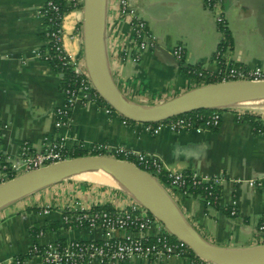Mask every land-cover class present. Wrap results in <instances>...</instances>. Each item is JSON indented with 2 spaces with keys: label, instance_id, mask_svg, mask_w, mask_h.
I'll list each match as a JSON object with an SVG mask.
<instances>
[{
  "label": "crops",
  "instance_id": "crops-1",
  "mask_svg": "<svg viewBox=\"0 0 264 264\" xmlns=\"http://www.w3.org/2000/svg\"><path fill=\"white\" fill-rule=\"evenodd\" d=\"M78 1L76 8L66 11L62 44L84 70L83 0ZM127 1L168 54L180 44L184 66L199 65L210 75L216 72L214 54L222 33L203 0H180L178 5L171 0ZM44 2L0 0V153L15 159L23 143L35 152L41 150L44 138L64 134L73 152H89L94 145L122 146L156 155L172 171L221 176L220 197L213 207H206L195 194L164 187L190 225L210 244L230 250L263 244L264 232L258 226L264 216V182L255 185V181L264 178V135L255 134L248 121H237L234 111L223 110L215 130L173 132L164 127L152 134L145 123L125 124L117 112L105 113L101 101L79 100L69 124L55 127L54 112L63 103L64 73L35 55L46 45L45 22L39 12ZM116 2L105 0L104 11L105 61L116 88L128 100L153 107L198 86L179 62H170L156 48L141 52L135 60L134 31L128 16H117ZM223 17L232 37L225 58L249 69H264V0H225ZM238 110L264 118V106ZM76 179H64L0 207L1 262L26 255L35 240L46 244L59 239H101L97 230L63 226L62 212L72 206L119 208L135 202L106 174L90 176L91 183L86 185ZM98 184L109 186L99 189ZM46 206L50 207L47 214L42 212ZM229 207L235 209V216L229 215ZM36 228L44 229L38 237L32 233ZM159 228L155 224L143 235L152 237ZM25 260L23 264H42L39 257L26 256ZM121 264L194 263L175 256L159 263L135 258Z\"/></svg>",
  "mask_w": 264,
  "mask_h": 264
},
{
  "label": "built area",
  "instance_id": "built-area-1",
  "mask_svg": "<svg viewBox=\"0 0 264 264\" xmlns=\"http://www.w3.org/2000/svg\"><path fill=\"white\" fill-rule=\"evenodd\" d=\"M203 1L207 9L215 13L218 27L220 24L225 25L223 17L224 0ZM78 3V0H45L39 11L45 22L43 34L46 45L38 49L35 55L64 73L63 103L54 112L56 128L69 124L72 109L79 100L85 102L101 101L105 104V113L115 112L103 100H99L100 96L95 91L85 69L82 70L63 47V22L66 11L70 8H76ZM116 13L119 18L128 16L130 19V26L134 31L135 60L139 58L141 52L155 47L156 41L145 20L139 16L136 10L131 8L127 0H117ZM223 41L224 35H222L214 54L217 70L213 76L216 81L264 79V69L260 67L249 69L244 65L228 61L224 56L225 50L221 46ZM172 55L176 61H182L184 58L183 46L175 45L172 49ZM88 95H91L90 99H88ZM235 111L236 120H244V114L240 110ZM222 112L221 109L195 110L166 119L167 121L156 122L154 125L145 123V127L152 134L158 133L164 127L173 132L214 129L221 124ZM260 120L264 124V118ZM123 123L129 122L123 118ZM261 133L262 131L258 129V134L263 135ZM90 152L131 161L149 172L158 181L161 179L163 185L166 184L183 194H195L193 192L195 188L201 187L204 196L200 192L195 195L203 200L206 207L215 206L219 200L221 176L204 177L194 171L191 173L172 171L167 169L156 155L132 151L122 146L94 145L89 150ZM73 153L66 144L64 134L44 138L41 150L35 152L31 151L26 143H23L15 159H7L0 153V183L20 174L70 158ZM262 181L264 182V178L258 179L255 181V185H260ZM207 182H209L207 186H201ZM214 190L216 191L214 192ZM74 207L76 206L62 212L61 222L63 226L69 230L73 228L97 230L102 234L101 239H59L46 244H40L35 240L28 249V257H39L42 264H121L135 258L159 263L175 256L183 257L181 255L183 245L171 241L170 234L164 226L137 202L111 209L103 206L84 208L80 205L79 208ZM49 211L50 207L48 206L42 209L45 214ZM228 212L230 216L236 214L233 207H229ZM155 224L160 225L157 234L152 237L143 235V232ZM258 229L264 232V216ZM39 235L41 232L38 233L37 237ZM6 262L7 264H23L26 260L25 257H14ZM6 262L0 261V264H6ZM194 264L214 263L198 258Z\"/></svg>",
  "mask_w": 264,
  "mask_h": 264
},
{
  "label": "water",
  "instance_id": "water-1",
  "mask_svg": "<svg viewBox=\"0 0 264 264\" xmlns=\"http://www.w3.org/2000/svg\"><path fill=\"white\" fill-rule=\"evenodd\" d=\"M171 1L180 3V0ZM104 11L105 0H83L84 68L100 98L122 117L133 122L156 123L195 110L238 109L264 104V79L201 84L153 107L128 100L113 84L106 66ZM155 48L167 54L170 62L178 63L158 42ZM91 172L107 174L117 180L121 184L119 187L154 216L169 234L185 243L195 257L214 264H264V243L237 250L210 244L190 225L162 183L135 163L110 155L70 157L1 182L0 207L64 179Z\"/></svg>",
  "mask_w": 264,
  "mask_h": 264
},
{
  "label": "trees",
  "instance_id": "trees-1",
  "mask_svg": "<svg viewBox=\"0 0 264 264\" xmlns=\"http://www.w3.org/2000/svg\"><path fill=\"white\" fill-rule=\"evenodd\" d=\"M219 30L223 33L224 35V41L222 42L221 46H223V49L225 50L226 48H229L231 47L232 45V37H231V33L229 32V30L227 29V27L223 24H220L219 25ZM53 63V62H52ZM179 64L182 66L183 70L186 72V74L191 78L193 79L194 81H196L198 83V85H201V84H206V83H209V82H215L216 80L214 79V76L213 75H210L209 73L205 72L204 70L200 69V66L197 65V66H184V58L182 59V61L179 62ZM54 68V67H53ZM65 73H67V71H65ZM67 75V74H66ZM66 78V77H65ZM99 100H102L101 98ZM203 110V109H202ZM221 110H227V109H221ZM234 112H236L235 110H238V109H230ZM124 118V117H123ZM243 118L244 120L248 121L250 126H251V129L252 131L255 133V134H258V129L262 131L261 134L264 135V124L263 122L260 120L262 119V117L260 115H252V114H249V113H245L243 115ZM128 122H132L134 123L133 121H130L129 119H127ZM164 121H167V120H164ZM150 124H155V123H150ZM217 128H214L212 130H215ZM86 154H95V153H92V152H85V151H74L72 157H76V156H81V155H86ZM186 173H191V171H186ZM160 183H162V180L160 179L159 180ZM209 184V182L207 183H204L203 185H201L202 187L204 186H207ZM166 185V184H165ZM216 190H214L215 192ZM195 194L196 193H201L202 196H204V193L202 192V188L201 187H196L195 188V191H193ZM107 209H111V207L109 206H103ZM56 224L52 223L51 224V228H54ZM42 231L44 229L42 228H36L32 231V233L34 235H37L39 231ZM40 231V232H41ZM170 239L171 241H174V242H179L181 243L183 246V252H182V256L185 257V258H189L191 259L194 263H196V260H198L197 257H195L194 253L192 252L191 249H189V247L183 243L182 241H179L177 240L174 236H172L170 234ZM26 255L24 256H20V257H26Z\"/></svg>",
  "mask_w": 264,
  "mask_h": 264
},
{
  "label": "rangeland",
  "instance_id": "rangeland-1",
  "mask_svg": "<svg viewBox=\"0 0 264 264\" xmlns=\"http://www.w3.org/2000/svg\"><path fill=\"white\" fill-rule=\"evenodd\" d=\"M209 10V9H208ZM209 12H211L212 14H214V19L216 18L215 16V13L214 12H212V11H210L209 10ZM139 14V13H138ZM139 16L141 17V15L139 14ZM142 18V17H141ZM143 19V18H142ZM216 21V20H215ZM145 22H146V20H145ZM147 24V23H146ZM222 33V32H221ZM222 35H223V33H222ZM153 49V48H152ZM264 101V100H263ZM262 106H264V104H262ZM105 145V144H104ZM92 147H94V146H92ZM91 147V148H92ZM90 148V149H91ZM102 175V173H94V172H91V173H87V174H85V175H81V176H77V179H76V181H78V182H81V184H83V185H86V184H88V183H91V180H89V177L90 176H92V175ZM99 185V184H98ZM109 185H106V184H100L99 185V189H102V187L104 188V187H108ZM79 206L80 205H78V206H76V207H74V208H79ZM92 207H100V205L99 206H92ZM91 208V207H90ZM84 230H88V229H86V228H84Z\"/></svg>",
  "mask_w": 264,
  "mask_h": 264
},
{
  "label": "bare ground",
  "instance_id": "bare-ground-1",
  "mask_svg": "<svg viewBox=\"0 0 264 264\" xmlns=\"http://www.w3.org/2000/svg\"><path fill=\"white\" fill-rule=\"evenodd\" d=\"M103 174V173H102ZM107 175V174H106Z\"/></svg>",
  "mask_w": 264,
  "mask_h": 264
}]
</instances>
